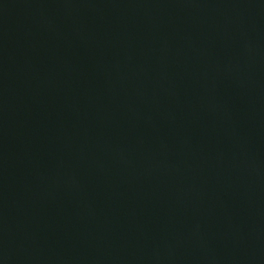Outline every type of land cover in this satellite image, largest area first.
<instances>
[{
  "label": "water",
  "instance_id": "obj_1",
  "mask_svg": "<svg viewBox=\"0 0 264 264\" xmlns=\"http://www.w3.org/2000/svg\"><path fill=\"white\" fill-rule=\"evenodd\" d=\"M0 264H264V0H0Z\"/></svg>",
  "mask_w": 264,
  "mask_h": 264
}]
</instances>
